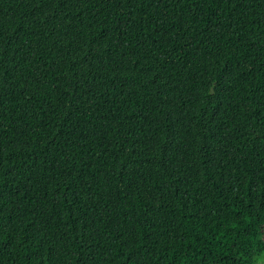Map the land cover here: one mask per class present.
Segmentation results:
<instances>
[{
    "label": "trees",
    "instance_id": "1",
    "mask_svg": "<svg viewBox=\"0 0 264 264\" xmlns=\"http://www.w3.org/2000/svg\"><path fill=\"white\" fill-rule=\"evenodd\" d=\"M264 0H0V264H254Z\"/></svg>",
    "mask_w": 264,
    "mask_h": 264
},
{
    "label": "rangeland",
    "instance_id": "2",
    "mask_svg": "<svg viewBox=\"0 0 264 264\" xmlns=\"http://www.w3.org/2000/svg\"><path fill=\"white\" fill-rule=\"evenodd\" d=\"M254 264H264V252L256 258Z\"/></svg>",
    "mask_w": 264,
    "mask_h": 264
}]
</instances>
